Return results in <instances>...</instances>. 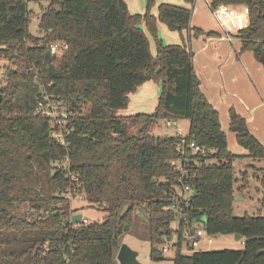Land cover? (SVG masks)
Masks as SVG:
<instances>
[{
    "label": "trees",
    "instance_id": "obj_1",
    "mask_svg": "<svg viewBox=\"0 0 264 264\" xmlns=\"http://www.w3.org/2000/svg\"><path fill=\"white\" fill-rule=\"evenodd\" d=\"M145 1L139 15L124 0H0V57L14 62L0 89V264H118L124 226L136 209L148 220L152 261L165 259L162 246L177 234L173 264H264V217L233 215L238 156L229 152L219 114L199 88L189 42L165 45L157 22L180 34L204 32L191 28L190 9L163 3L155 17V0ZM29 2L47 3L39 36L29 32ZM219 5L245 6L248 24L236 35L241 50L264 68V0H209L211 10ZM53 42L67 46L59 58L50 53ZM149 80L161 88L154 111L118 116L129 94ZM40 84L68 114L66 148L35 112ZM181 120L189 122L188 142L211 152L194 153L174 135L151 134L161 121ZM229 129L248 157L264 160V146L233 109ZM65 156L68 170L57 168ZM248 167L262 175L264 189V168ZM68 172L79 177L82 198L105 215L66 232L63 218L77 211L60 196ZM242 175L246 181L248 173ZM184 186L192 191L183 206L188 221L174 229L169 208ZM46 210L54 213L39 216ZM195 222L208 236L239 235L241 247L183 252V233L195 230Z\"/></svg>",
    "mask_w": 264,
    "mask_h": 264
},
{
    "label": "crops",
    "instance_id": "obj_2",
    "mask_svg": "<svg viewBox=\"0 0 264 264\" xmlns=\"http://www.w3.org/2000/svg\"><path fill=\"white\" fill-rule=\"evenodd\" d=\"M124 1L131 14H144L145 0ZM163 3L190 9L191 28H199L204 32L197 37L193 36L192 32L189 34L183 31L180 34L170 31L165 24L157 22L158 37L165 45H181L189 42L199 88L219 114L220 127L225 133L229 152L243 160L252 161L253 159L248 157V151L237 144L235 134L229 129V111L233 109L245 119L249 132L264 146V68L255 60L251 51L241 50V42L236 35L239 29L248 24L246 8L235 6L230 9L226 6L228 13L223 15L215 14L211 10L209 0H196L192 4L184 0H155L151 10L153 16L157 17L158 6ZM141 28L148 37L152 54L155 55L152 37L144 24H141ZM160 91L159 84L152 80L146 81L135 92L129 94L126 109L118 111L117 115L152 113L157 105ZM178 122H174L177 127ZM187 123L189 129V122ZM184 134L186 135L187 132Z\"/></svg>",
    "mask_w": 264,
    "mask_h": 264
},
{
    "label": "rangeland",
    "instance_id": "obj_3",
    "mask_svg": "<svg viewBox=\"0 0 264 264\" xmlns=\"http://www.w3.org/2000/svg\"><path fill=\"white\" fill-rule=\"evenodd\" d=\"M46 7V2H42L39 4L36 2L28 3V9L32 11L29 25L30 34L34 36L40 35L38 30L39 19L41 17L42 10ZM228 7L231 9V7L235 6ZM237 7L243 8L245 6L239 5ZM213 16L215 15L213 14ZM88 108V105H84L82 107V112L87 111ZM187 124L188 123L186 120H181L178 122V127L183 131V133H188ZM151 134L155 136L173 135V129L166 127L165 123L161 121L151 130ZM232 164L234 177L233 190L235 194L233 200V215L241 217L245 214H248L261 215L264 217V207L261 206V201L264 197V189L260 182L262 175H256L257 172L247 166L252 165L255 168H264V160L250 161L243 160L241 157H238L233 161ZM245 171L248 173V175L245 177L246 181H243L244 176L242 174ZM242 186H245L243 190H241ZM70 203L72 204V207L77 210L76 212L78 214H81L83 218H86L90 222L101 221L105 215L102 210L89 205L87 201L82 198V196L80 199L72 200ZM135 215L136 216L133 223L128 226L127 230L124 229L125 234L122 238V244L127 245L130 249L137 253V261L139 264H173L171 259L173 258L174 251L166 252V257L162 261H152L150 259V241L148 234L147 217L142 209H136ZM198 223L199 222H195L194 227H197ZM176 226V221L171 223L172 228L175 229ZM177 238V234H174L172 236V242H176ZM183 238L184 240L182 241V250L187 251V247L185 246V232L183 233ZM238 247H241V242L239 240H236L234 235H217L216 237H212V241L210 242H208V240L206 239L202 241L194 251H216L223 248Z\"/></svg>",
    "mask_w": 264,
    "mask_h": 264
},
{
    "label": "built area",
    "instance_id": "obj_4",
    "mask_svg": "<svg viewBox=\"0 0 264 264\" xmlns=\"http://www.w3.org/2000/svg\"><path fill=\"white\" fill-rule=\"evenodd\" d=\"M215 14H223L226 15L228 13L227 7L224 5H219L216 8L212 10ZM67 46L65 44H62L61 42H53L49 45V50L52 55H54L56 58H59L62 53L66 50ZM14 66V62L5 56L0 57V89L3 87L5 81V75L7 74L8 70ZM35 70L34 66H31L29 68V71ZM35 83H38V80H35ZM38 100L36 104L35 112L36 114L48 119L49 124L51 126V136L56 140V142L63 145L65 148L67 147L68 143L66 142L65 135L68 134V129L66 127L67 121H68V114L65 111V108L63 107L62 103L59 101V99L49 94L44 88L43 85L38 86ZM167 127L173 129V135L179 138L180 145H187L188 148H190L194 153H207L211 152V150H207L204 147H200L196 145L194 142H188L187 140V134L185 135L183 131L174 125V122H166L165 123ZM69 162L68 156H65L62 160L55 161V166L57 168H63L65 170H68L67 166ZM66 164V165H65ZM175 167L178 170H182L178 164H174ZM199 166V165H197ZM68 178V185L64 189V191L61 193V197L65 200L68 199L70 202L72 200L80 199L82 195L78 192V188L81 186V182L79 177L73 173L68 172L67 174ZM190 190L188 186H184L181 189L177 190V197L174 200L173 204L170 206V210L174 212L175 215V221L177 223L180 222H187L188 217L187 214L184 212L183 206H185L186 203V196L189 194ZM51 213L49 210L41 211L39 213V216H49ZM78 214L77 212H71L68 216L63 218V224L66 226V232L70 229L75 228L79 225H87L89 221L86 218H83L81 216V219L78 223H72L71 218L73 215ZM185 239H186V246H189L192 250L191 251H184L183 252H193L196 247L200 245L202 241L205 239L208 240V242L212 241V236H208L205 234L203 229L199 227H195V230L187 231L185 232ZM176 242H172V239H170L164 246H162V252L165 255L166 252L169 251H175L176 250Z\"/></svg>",
    "mask_w": 264,
    "mask_h": 264
},
{
    "label": "water",
    "instance_id": "obj_5",
    "mask_svg": "<svg viewBox=\"0 0 264 264\" xmlns=\"http://www.w3.org/2000/svg\"><path fill=\"white\" fill-rule=\"evenodd\" d=\"M192 194V191L189 192V195ZM81 219V214H75L72 216L71 221L72 223H78ZM201 223H204L203 221H200ZM125 230L128 229V226L126 225ZM235 239H240L239 235H235ZM167 240H170L168 238ZM116 260L119 264H139L137 261V253L130 249L127 245L121 244L116 255Z\"/></svg>",
    "mask_w": 264,
    "mask_h": 264
}]
</instances>
